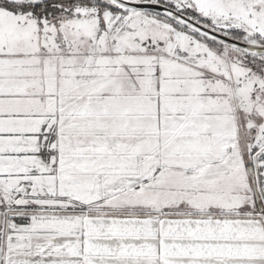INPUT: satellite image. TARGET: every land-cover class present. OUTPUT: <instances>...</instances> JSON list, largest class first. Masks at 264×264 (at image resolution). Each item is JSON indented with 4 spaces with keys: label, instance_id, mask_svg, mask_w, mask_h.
Returning <instances> with one entry per match:
<instances>
[{
    "label": "snow or ice",
    "instance_id": "6c2138e0",
    "mask_svg": "<svg viewBox=\"0 0 264 264\" xmlns=\"http://www.w3.org/2000/svg\"><path fill=\"white\" fill-rule=\"evenodd\" d=\"M0 264H264V0H0Z\"/></svg>",
    "mask_w": 264,
    "mask_h": 264
}]
</instances>
